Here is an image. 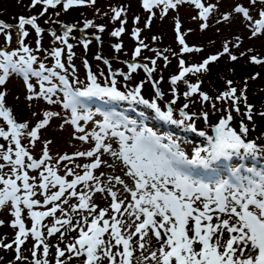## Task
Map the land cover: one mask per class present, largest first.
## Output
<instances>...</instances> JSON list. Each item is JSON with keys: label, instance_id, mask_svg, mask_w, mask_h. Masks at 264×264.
<instances>
[{"label": "snow or ice", "instance_id": "snow-or-ice-1", "mask_svg": "<svg viewBox=\"0 0 264 264\" xmlns=\"http://www.w3.org/2000/svg\"><path fill=\"white\" fill-rule=\"evenodd\" d=\"M185 2L199 10L193 19L201 21H207L209 14L217 9L216 4L202 0H143L142 6L152 15L154 7H161L162 14H167L169 9ZM258 3L264 6V0H249V6L237 3L231 12L222 14L217 23L229 21L233 14L240 15L248 22L251 37L262 35L264 7L257 12L259 18L253 16L250 10ZM86 4L95 5L96 0H31L30 7L41 5L39 16H44L50 8L62 6L67 11L73 6ZM111 11L114 21L126 23L121 19L125 12L123 7L112 8ZM38 18L36 15L19 16L15 25L19 36L18 47L11 51L0 47V86H4L12 74H17L23 78L29 100L44 99L54 104V97L62 93L63 107L70 109L71 116L65 124L74 126L73 139L87 147L53 157L49 151L52 141H41V130L49 125L51 118L60 114L45 111L34 126L29 121L18 122L12 109L6 107V92L0 90V138L8 142L7 145L0 143V211L10 212L13 219L9 226L15 230L11 242L6 243L7 237H0V248L14 251L16 260H28L21 248L31 237L33 244L28 251L32 259L29 264H52L48 259L51 248H55V264H68L69 260H79V264H133L134 260L135 264H264V172L248 168V175L243 176L241 168L233 167L230 170L231 180L217 179L214 182H206L198 174V170L214 171L220 161L264 153V144L247 139L250 129L243 120L239 130L231 126L233 111L253 121L254 105L248 103L244 95L246 89L240 90L241 95H237V88L232 87L233 81H227L228 89L215 97V100L225 102L227 107L216 109L215 101L200 90L199 82L189 83L186 80L190 73L196 75L209 71V65L226 54L230 60L236 61L238 57L232 54L228 44H224L221 52L208 56L199 64L186 66L184 59L178 61L179 72L170 77V84H186L187 90L182 93L185 103L179 108L180 118L177 119L173 105L177 104L180 94L175 88L167 110H163L157 102L164 97L159 87L163 77L153 79L157 60L149 59L151 67L149 63L135 62L142 49L148 47L140 39V29L133 32L138 46L134 49L133 62H125L127 72L112 70L110 62L97 55L95 59L103 60L108 66V74L93 72L91 65L84 60L87 77L86 81H82L71 63L75 53L69 34L75 26L63 25L62 35L51 31L53 42L66 47L67 61L62 59L65 48L53 47L48 54L55 63L49 67L35 54L42 50L41 37L45 31L37 23ZM136 20L138 22L139 17ZM150 23L151 18L145 26L149 27ZM26 26L36 33V49L25 43V38L29 36ZM208 26L202 23L201 29ZM92 27L99 32L105 31L103 25L84 21L85 29ZM12 28L13 25L0 21V34L5 38V45L12 42L9 31ZM175 30L182 53L202 51L186 44L184 35L180 34L179 22ZM124 31V27H119L110 34L119 37ZM96 39L99 41L100 37L96 36ZM80 43L87 50L91 41L82 39ZM122 47V44L114 45L116 52ZM156 55L162 56L167 66L168 57L159 52ZM250 60L255 64H264V60L255 55ZM141 69L146 73L147 80H142L131 89L124 85L126 90H121L116 77L128 81L133 73ZM33 77L38 82V89L32 82ZM146 82L152 84L156 99L150 101L142 95ZM195 94L202 102L212 101V108L221 111L222 115L212 126L214 135L199 131V135L205 137L207 146L195 147L191 153L182 150L172 137H167L169 142L164 143L166 138L142 121L115 112L102 113V119H94L87 108V101L92 98L128 101L145 105L160 120L197 132L195 121L202 116L208 122L209 113L202 111L198 115L185 111L189 108L188 101ZM242 100L246 107L244 113L239 107ZM258 114L264 118V111ZM81 122H91L93 127L88 130ZM37 142L43 144L39 157L32 151ZM105 154L122 165L121 171L126 179L121 175L104 179V173L96 174L102 165L113 167L102 159ZM81 158H87L89 162L76 163ZM117 185L120 187L117 188ZM97 193L107 199L106 206L101 207L95 202L93 197ZM26 221L30 222V226ZM4 223L0 220V226ZM66 233L77 235L66 242ZM56 234H59L58 242L51 244L48 238ZM61 244L64 246L61 247Z\"/></svg>", "mask_w": 264, "mask_h": 264}, {"label": "rangeland", "instance_id": "rangeland-1", "mask_svg": "<svg viewBox=\"0 0 264 264\" xmlns=\"http://www.w3.org/2000/svg\"><path fill=\"white\" fill-rule=\"evenodd\" d=\"M209 4H216L217 9L209 14L207 21H201L199 19H193L198 15L199 10L190 3H183L175 9H169L167 14H162L161 7H154L152 12L154 15L149 13L143 8V0H96L95 5H83L73 6L72 8L64 11L62 6H58L56 9H49L48 13L44 16H39L42 11V6L37 5L35 8H31V0H0V21L7 24L13 25L10 29L12 34V42L10 45H5V38L0 34V47H7V50L11 51L18 47L17 41L19 36L15 25L17 24V18L19 16L30 17L33 15L38 16L37 23L45 31L41 37V51L35 52L41 62H44L49 67L54 66V58L48 54V50L53 47L65 48V55L62 59L67 61V50L63 44L53 42L51 37V31H55L58 35L63 34V25H74V30L69 34V42L74 45L72 51L75 53L72 64L75 65L77 75L80 80L86 81L87 70L83 63L87 60L93 72L99 74L103 71L106 75L108 74V66L103 63V60H96L95 57L100 55L103 59H107L112 70H122L127 72V62H133L134 49L138 46L137 39L133 36L135 29H140V39L144 41L147 48H143L141 55L135 58V62L145 64L149 63V59H156L157 64L155 65L156 72L153 73V79L159 80L163 77V81L160 82L159 87L164 93V97L157 102L161 105L163 110H167L168 102L173 98L172 90L176 89L177 93L180 94V99L176 105H173L176 110L175 118L179 119V108L185 103L183 97V91L187 90V85L180 83L176 86L170 84V77L176 75L179 72L178 61L184 59L186 66L192 64H199L205 58L210 55L218 54L223 50L225 43L228 44L232 54L236 55L238 59L236 61L230 60L226 54L221 56L216 62L209 65V71L202 72L196 75L188 74L186 80L189 83H200V90L207 93L216 103V109H223L227 107V104L222 101L215 100L220 93L228 89L227 81H233L232 87L237 88V95H241V91L246 89L244 95L248 98V103L254 105V118L253 121H248L246 117H242L235 111L232 112L234 117L231 122V126L239 130L241 120L250 129L247 139L255 140L258 144H264V118L259 116V112L264 111V64L252 63L250 57L255 55L258 58L264 60V34L256 37H251V28L248 22L243 19L242 16L233 14L232 19L229 21H222L217 23V20L222 19V14H226L232 11L235 4L240 3L244 6H249V0H202ZM125 9L121 19L125 20V24H121V21L112 19V8ZM262 5L251 7V13L256 18L257 12L260 10ZM59 13V15H56ZM139 17L137 22L136 18ZM151 18L149 27H146V22ZM91 20L95 25H103L105 28L104 32H99L97 28H84V21ZM46 21H48L46 23ZM180 24V34L184 35L185 42L190 47L200 48V52L182 53V46L178 41V34L175 30L176 23ZM207 23L209 26L207 29H201V24ZM119 27H124L125 31L119 37H113L110 33ZM26 30L29 31V36L25 38V43L36 49V33L30 26H26ZM96 36L100 37L97 41ZM155 37V39H153ZM236 37L240 39L237 40ZM82 39H89L91 43L88 49L85 50L80 41ZM122 44V49L119 52L115 51L114 45ZM239 44V47H235ZM251 49V51H249ZM162 53L168 57L167 66L162 56L157 57L156 53ZM242 53L244 55H242ZM149 66L152 65L149 63ZM35 67V65H34ZM71 72V68H69ZM257 74H259L257 76ZM256 77L253 79V77ZM118 86L121 90H126L124 85H127L128 89L134 88L142 80H147L146 73L141 69L136 73L132 74V78L125 81L123 77L117 76ZM32 82L36 84L38 89L39 85L35 77L31 78ZM103 78H101L102 80ZM47 86V85H46ZM0 90L6 92L5 102L6 107L12 109L18 122L29 121L34 126L39 122L40 117L45 111H51L59 113L60 115L51 118L49 125L45 129L41 130V141L51 140L52 143L49 145L50 155L57 157L64 153L71 154L77 150H85L87 145L82 142L73 139V126L65 124V120H70V113L64 110L62 99V93H58L54 99L56 103L49 104L44 99H33L29 100V95L23 78L20 75L12 74L7 80L4 86H0ZM142 95L145 99L150 101L156 99L155 90L151 83H145L142 89ZM117 103H126L123 107L124 110L130 104L133 106L129 116V119L137 121L149 122L152 119V124L156 128L163 129V134L166 139L164 143H168L167 137L172 139L179 144L182 150L186 153H191L195 147H206L207 141L205 137L199 135V131H205L208 135H214L212 132V126L215 125L222 115L221 111H216L212 108V101L202 102L198 94H195L191 100H189V108L185 111L196 112L198 115L202 111L209 113V120L205 122L201 118L195 121L197 132H192L189 128L179 124H171L167 121L160 120L155 116V113L146 108L145 105L131 104L128 101H115ZM241 113L246 112L245 104L243 100L239 105ZM92 113L94 119H102L100 117L101 112L87 107ZM143 113V115H141ZM138 115L142 117L139 118ZM70 118V119H69ZM149 118V119H148ZM2 120V118H0ZM82 126L91 130L93 124L91 122H81ZM151 123V122H150ZM168 128V134H165L164 129ZM7 130V129H6ZM0 143L7 145V141L0 138ZM27 143V141H24ZM43 144L37 142L35 148L32 149L33 154L37 157L41 155ZM264 157V153H257L253 158ZM240 157H234L229 162L233 161L232 165L236 166V159ZM252 158V157H251ZM102 159L112 164L113 167L109 168L107 165H102L96 174L99 175L101 172L104 173V179L112 175H121L122 165L119 162L113 161L111 156L105 154ZM87 158L77 159L76 163H88ZM224 162V161H223ZM62 167V166H61ZM7 171V169H5ZM81 171V170H77ZM82 174V171H81ZM206 175L202 174L201 176ZM126 179V178H125ZM120 186L117 185V188ZM95 202L101 207L106 206L107 199L103 198L102 194L97 193L93 197ZM75 202V201H73ZM42 210V209H36ZM59 215V213H58ZM13 217L8 210L0 211V220L5 223L0 226V237H7L6 243L11 242V239L15 233V230L9 226ZM48 223V220H45ZM26 224L30 226V222L26 221ZM77 233H66L65 241H70L76 237ZM56 236L50 237L49 242L56 244L58 242ZM33 239L30 237L28 241L22 246V254L28 257V260H16V253L12 250H4L0 248V264H29L32 259L28 249L31 248ZM153 244L155 242L153 241ZM61 247L64 245L61 244ZM55 248L50 249V255L48 259L55 264L54 258ZM139 256V252L136 253ZM64 259V258H62ZM68 264H79V260H69ZM135 264V260L133 262Z\"/></svg>", "mask_w": 264, "mask_h": 264}]
</instances>
